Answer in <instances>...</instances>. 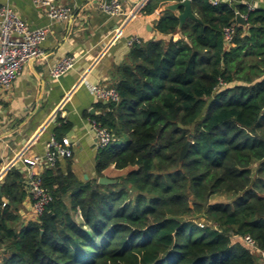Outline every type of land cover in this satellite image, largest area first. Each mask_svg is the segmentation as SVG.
<instances>
[{"label":"trees","instance_id":"1","mask_svg":"<svg viewBox=\"0 0 264 264\" xmlns=\"http://www.w3.org/2000/svg\"><path fill=\"white\" fill-rule=\"evenodd\" d=\"M182 1L150 0L143 13ZM211 1L192 0L200 21L181 28L164 11L160 38L141 39L115 67L120 101L97 117L114 139L99 150L96 179L46 170L53 202L25 225L24 173L6 175L0 264H263L264 9ZM238 13L248 21L228 46L223 30ZM111 167L128 172L100 185Z\"/></svg>","mask_w":264,"mask_h":264},{"label":"crops","instance_id":"2","mask_svg":"<svg viewBox=\"0 0 264 264\" xmlns=\"http://www.w3.org/2000/svg\"><path fill=\"white\" fill-rule=\"evenodd\" d=\"M56 1L72 9L70 20H51L31 0H0V6L10 5L32 30L48 31L43 44L45 58L27 63L11 91L0 96V176L18 168L27 181L28 166L24 160L43 155L46 144L56 135L72 141L74 157L60 160L54 169L65 174L71 169L83 181L96 179L99 149L92 121L106 113L109 102L96 97L92 88H110L114 83L115 67L126 62L130 53L129 38H160L156 22L166 6L176 3L165 4L146 15L139 7L140 0H120L123 15L110 17L100 8L102 0ZM244 1H254L257 8L264 9V0H234L233 6L244 5ZM68 56L76 58L75 67L60 78H53L54 66ZM45 171L39 169L41 173ZM110 171L118 170L111 167L105 171V176L113 179ZM27 195L20 210L25 225L33 220L28 187ZM262 257L264 264V254Z\"/></svg>","mask_w":264,"mask_h":264},{"label":"built area","instance_id":"3","mask_svg":"<svg viewBox=\"0 0 264 264\" xmlns=\"http://www.w3.org/2000/svg\"><path fill=\"white\" fill-rule=\"evenodd\" d=\"M37 8H42L48 17L53 21H68L71 19L72 9L59 5L56 0H31ZM150 0H140V9H143ZM212 5L217 6L224 2L233 6L234 0H212ZM243 4L247 7L248 13L257 9L254 1ZM101 10L110 17L123 15V7L120 0H102ZM247 22L249 14H241ZM239 23L234 22L224 28V39L228 46H231L236 28ZM48 38L46 29L32 30L14 11L10 5L0 6V96L9 93L17 77L22 73L24 66L29 62L39 61L45 58L43 44ZM141 43V38L131 37L128 45L133 47ZM76 58L68 56L59 61L51 71L53 78H60L62 75L72 70L76 65ZM93 94L106 102L120 101V95L114 88L94 86ZM92 132L95 136L98 149H105L111 145L114 136L111 130L102 126L97 120L92 121ZM74 157L72 141L67 138L52 136L46 144L43 155H36L27 158L24 163L28 166L27 185L32 197V219L38 220L46 211L47 207L53 202V196L43 185V173L39 169H54L60 160H68ZM5 173V172H4ZM6 175L1 174L0 181ZM5 207L6 204H3ZM244 242L254 248L255 242L246 237Z\"/></svg>","mask_w":264,"mask_h":264},{"label":"water","instance_id":"4","mask_svg":"<svg viewBox=\"0 0 264 264\" xmlns=\"http://www.w3.org/2000/svg\"><path fill=\"white\" fill-rule=\"evenodd\" d=\"M165 11H171L178 13V18L180 20V27L183 26V24L186 22L187 19H193L196 21H200L196 15L193 13L192 9V0H183L182 2H178L175 4L168 5L164 8ZM237 22L239 24L245 25L246 21L243 19L241 14H237ZM191 145V141H188L185 146L182 148L181 152V159L183 160L189 150V147ZM6 173V172H5ZM3 173V174H5ZM117 183V180L110 179L106 176L99 179L100 185H114ZM2 195V185L0 184V196Z\"/></svg>","mask_w":264,"mask_h":264},{"label":"rangeland","instance_id":"5","mask_svg":"<svg viewBox=\"0 0 264 264\" xmlns=\"http://www.w3.org/2000/svg\"><path fill=\"white\" fill-rule=\"evenodd\" d=\"M129 139H127L128 141ZM258 169V165H255L254 166V171H256ZM128 172V170H124V171H117V172H114V171H110L109 172V175H111V177L113 179L115 178H118V177H121L122 175H125L126 173ZM115 177V178H114ZM229 201L228 198L226 197H217L215 199L212 200V204H217V203H227ZM80 219V215H77V220ZM198 222V221H197ZM200 225L202 226V223H200ZM240 239L237 237V238H233V241L234 242H237L239 241ZM241 241V240H240ZM242 242V241H241Z\"/></svg>","mask_w":264,"mask_h":264}]
</instances>
